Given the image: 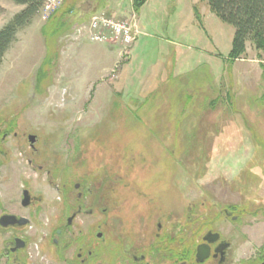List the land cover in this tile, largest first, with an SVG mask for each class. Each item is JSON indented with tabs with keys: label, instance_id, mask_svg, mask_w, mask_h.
Instances as JSON below:
<instances>
[{
	"label": "rangeland",
	"instance_id": "1",
	"mask_svg": "<svg viewBox=\"0 0 264 264\" xmlns=\"http://www.w3.org/2000/svg\"><path fill=\"white\" fill-rule=\"evenodd\" d=\"M77 1L60 0L46 19L40 9L0 62V210L30 220L0 230V264L22 263L3 254L16 234L27 239L26 264H63L52 245L57 229L72 264L80 248L88 264H134L133 247L151 244L158 223L167 229L172 219L213 217L228 206L251 226L253 253L264 242L258 52L249 45L247 59L227 70L235 30L202 0H150L140 18L132 0H96L102 6L91 14ZM23 9L0 0V30ZM98 11L135 13L139 32L127 55L119 40L93 42L84 31ZM230 73L237 95L249 94L238 97L246 126L226 96ZM187 98L199 109L187 110ZM24 190L31 208L21 206Z\"/></svg>",
	"mask_w": 264,
	"mask_h": 264
},
{
	"label": "flooded vegetation",
	"instance_id": "2",
	"mask_svg": "<svg viewBox=\"0 0 264 264\" xmlns=\"http://www.w3.org/2000/svg\"><path fill=\"white\" fill-rule=\"evenodd\" d=\"M31 147L34 148L32 144ZM33 202L29 191L24 190L21 206L26 209L31 208ZM232 208L228 206L213 217H199L194 214L178 217L169 222L167 229L158 223L155 240L149 245L134 246L135 253L130 261L134 264H156L159 261H163L164 264H264V242L258 245L257 249H252L253 253L247 254L246 245L251 243L249 234L251 226L243 225L241 222L243 217L235 216ZM190 209L191 213H194L197 207ZM75 217L76 215H73L67 219L66 229L73 223ZM29 224L28 218L0 210V230L3 232L9 229L23 230ZM64 236L65 231L57 229L52 245L63 264H72L64 258L65 252L69 249ZM97 236L102 237V234ZM200 247L208 255L198 261ZM27 248V239L16 234L11 238V245L6 247V252L3 254L7 259H14L16 262L22 260L21 264H26L21 258ZM128 248L129 246L120 242L119 251L127 253ZM82 251L83 249L80 248L76 258L80 263L75 264H88L89 257L83 260ZM114 251H117V248ZM87 255L91 256V253Z\"/></svg>",
	"mask_w": 264,
	"mask_h": 264
},
{
	"label": "trees",
	"instance_id": "3",
	"mask_svg": "<svg viewBox=\"0 0 264 264\" xmlns=\"http://www.w3.org/2000/svg\"><path fill=\"white\" fill-rule=\"evenodd\" d=\"M206 2L210 8V11L223 23L232 26L235 30L232 49L227 58L223 59L224 66L227 70L232 69L237 60L247 59L248 46L252 45L258 52V57L261 61L260 66L262 69V79L264 81V0H202ZM13 2L19 6H23L24 9L18 13L10 23H8L3 29L0 30V62L3 60L6 52L10 49L13 42L16 40L17 33L30 24L32 19L40 11L44 0H13ZM133 7L135 12H139L143 3L139 0H133ZM66 14V13H64ZM57 22L62 21L64 17L61 13L57 14ZM60 15V16H59ZM196 17L200 20L199 12H196ZM56 26V25H55ZM54 26V28H55ZM54 28L52 32L54 31ZM44 35L48 39L49 32H44ZM47 61L45 60L41 69ZM41 69L39 74H41ZM38 74V75H39ZM229 74V85L227 88V98L232 106L233 114L239 115L246 126V121L242 116V112L238 107V97L242 96L246 99L249 94L239 93L235 91L234 77ZM226 79V78H225ZM213 87L212 84H210ZM216 86V85H215ZM216 89V87H214ZM218 92L216 91L214 101H219ZM182 99V97H181ZM209 103L214 104L212 98ZM253 96L248 97V101L252 100ZM262 100L264 101V91L262 94ZM203 101V100H202ZM187 98V110L190 106L200 105L199 101L189 102ZM208 105L209 103L206 102ZM201 109V108H200ZM196 113V112H195ZM235 208V207H233Z\"/></svg>",
	"mask_w": 264,
	"mask_h": 264
},
{
	"label": "built area",
	"instance_id": "4",
	"mask_svg": "<svg viewBox=\"0 0 264 264\" xmlns=\"http://www.w3.org/2000/svg\"><path fill=\"white\" fill-rule=\"evenodd\" d=\"M59 4L60 0H44L41 8L43 18L46 19L51 12L58 8ZM138 26L139 21L135 14L128 18L116 19L109 17L106 12H99L93 15L88 26L84 27V31H89V36L93 42L103 40L118 42L119 40V45L123 48L122 52L127 55L128 50L137 40Z\"/></svg>",
	"mask_w": 264,
	"mask_h": 264
},
{
	"label": "crops",
	"instance_id": "5",
	"mask_svg": "<svg viewBox=\"0 0 264 264\" xmlns=\"http://www.w3.org/2000/svg\"><path fill=\"white\" fill-rule=\"evenodd\" d=\"M139 1H141L142 3H143V5L141 6V8H140V11L142 10V9H144L146 6H148L149 5V3H150V0H139ZM99 2V1H98ZM96 0H95V2L93 1V0H83V1H81V2H79V0L77 1V5L79 4V7L82 9V11L83 12H88V14H91L90 12H91V10H93V9H100V7L102 6L100 3H98ZM99 5H98V4ZM119 3H120V1H119ZM132 3H133V0H132ZM140 11H139V18H140ZM125 15H122L121 16V14H119V18H122V17H124ZM87 46H88V44H86L84 47H83V49H82V52L83 53H86L87 52ZM138 48H139V45H137V47H136V49H135V52L138 50ZM107 53L109 52V53H111V54H114V51L113 50H110L109 49V51H107V50H105ZM119 57H120V55H119ZM119 57H118V60H119ZM117 63V61H115L114 62V64H113V66H112V70H113V68L115 67V64ZM103 73V77L104 76H106V75H108V73L109 72H102ZM91 82V80L89 79V78H87V80H85L84 79V82H83V84L87 87L88 85H89V83ZM82 84V85H83Z\"/></svg>",
	"mask_w": 264,
	"mask_h": 264
},
{
	"label": "water",
	"instance_id": "6",
	"mask_svg": "<svg viewBox=\"0 0 264 264\" xmlns=\"http://www.w3.org/2000/svg\"><path fill=\"white\" fill-rule=\"evenodd\" d=\"M29 140L32 144L35 143V141H36L35 137H33V136L29 137ZM207 255H208V253H206V252L204 253L203 248L200 247L198 255H197L198 261L204 259Z\"/></svg>",
	"mask_w": 264,
	"mask_h": 264
}]
</instances>
